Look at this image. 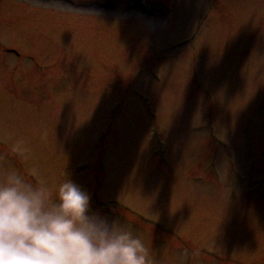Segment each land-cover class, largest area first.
Segmentation results:
<instances>
[{
    "label": "rangeland",
    "instance_id": "rangeland-1",
    "mask_svg": "<svg viewBox=\"0 0 264 264\" xmlns=\"http://www.w3.org/2000/svg\"><path fill=\"white\" fill-rule=\"evenodd\" d=\"M111 1L0 0V164L68 172L152 264H264V0Z\"/></svg>",
    "mask_w": 264,
    "mask_h": 264
},
{
    "label": "clouds",
    "instance_id": "clouds-1",
    "mask_svg": "<svg viewBox=\"0 0 264 264\" xmlns=\"http://www.w3.org/2000/svg\"><path fill=\"white\" fill-rule=\"evenodd\" d=\"M92 199L68 172L0 164V264H152L140 230Z\"/></svg>",
    "mask_w": 264,
    "mask_h": 264
},
{
    "label": "bare ground",
    "instance_id": "bare-ground-1",
    "mask_svg": "<svg viewBox=\"0 0 264 264\" xmlns=\"http://www.w3.org/2000/svg\"><path fill=\"white\" fill-rule=\"evenodd\" d=\"M58 4H61V3H59V2H57Z\"/></svg>",
    "mask_w": 264,
    "mask_h": 264
}]
</instances>
